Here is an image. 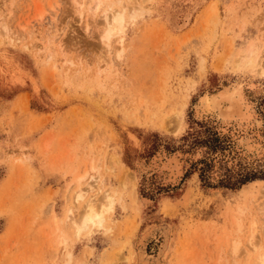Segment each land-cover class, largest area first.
Segmentation results:
<instances>
[{
  "label": "rangeland",
  "instance_id": "rangeland-1",
  "mask_svg": "<svg viewBox=\"0 0 264 264\" xmlns=\"http://www.w3.org/2000/svg\"><path fill=\"white\" fill-rule=\"evenodd\" d=\"M101 1L0 0V264H254L264 156L196 106L239 85L264 144V0Z\"/></svg>",
  "mask_w": 264,
  "mask_h": 264
},
{
  "label": "bare ground",
  "instance_id": "bare-ground-1",
  "mask_svg": "<svg viewBox=\"0 0 264 264\" xmlns=\"http://www.w3.org/2000/svg\"><path fill=\"white\" fill-rule=\"evenodd\" d=\"M101 2H102L101 0H95V4L94 6H92L91 10L96 11V12L100 11L103 6ZM79 5L81 6L80 3ZM212 6H214V4ZM213 10H215V8H213ZM213 12L215 13V11ZM214 13H213V16H214ZM109 14H110V11L106 9V12L103 17L108 27L110 26ZM117 15H116L117 17H114L115 24L113 23V21H111L114 24V25L112 24L111 26L112 27L115 26V27L113 29H110L111 27L108 28L106 32L107 33L106 37H110L112 36V34L114 35V33L116 32L118 33L122 31L124 32L123 17H119V14ZM251 52L252 51L250 50L247 54L243 55L242 58L240 59L237 58L236 60L237 65L242 61L240 65L242 67H250V68L259 67L260 62H257L254 60L253 56H251ZM252 72H255V71H252ZM200 101L201 103H199V105L196 106L197 107L196 111H198V113L202 115H207V114L212 115L218 122L222 124V130L224 132H226L227 128L229 127H235V129L237 130L240 129L244 131V134H242L243 137H241L238 142L239 147L243 149L242 150L243 157H247L253 160L255 158H261L264 156V144H262L261 137H259V135L256 132L259 127V123L256 121V112L254 111L252 104L248 102L246 96L244 95L242 91V88L239 85H234L231 89L218 92L215 95L207 96ZM249 129L253 131L251 136H248L246 134L247 132H249ZM254 129H256V131H254ZM182 165H183V162H180L179 157L177 158L172 157L168 161H166L165 171L168 173L170 178L178 179V177L180 178L182 176V170H181ZM106 194L107 193H105V195ZM81 197H82V193L81 194L79 193L78 199H80ZM103 199L104 201L102 200V203L99 205L100 207H98L99 210H97L98 208L97 209L95 208V205L93 204L92 201H89V203H87V205L84 208V212L82 213V217H81L82 220L80 219L82 221V225L80 227H77L78 231L80 228L86 230V229H91L92 227H95V226H99L98 228L102 226L105 220V216H104L105 213L112 212L113 211L112 208L114 205V200L111 198L109 194L104 196ZM260 210L264 211V208ZM75 224L78 225L77 223ZM263 225L264 224H262L261 227ZM257 228H255V226L252 227V232H251L252 234L248 235L250 236L248 243L250 244V247L252 248L253 251H256L258 247L259 249H261L260 253H258V255L256 256L254 264H264V244L257 245L258 243L255 244L254 242V240L256 239L255 238L256 233L258 232ZM263 228H262V231H264ZM255 229H256V232H255ZM239 250H240V244L239 243L234 244L233 242L232 253L234 257L238 255Z\"/></svg>",
  "mask_w": 264,
  "mask_h": 264
},
{
  "label": "trees",
  "instance_id": "trees-1",
  "mask_svg": "<svg viewBox=\"0 0 264 264\" xmlns=\"http://www.w3.org/2000/svg\"><path fill=\"white\" fill-rule=\"evenodd\" d=\"M211 141H214V142H217V137H215V134H212V138H211ZM205 144V143H204ZM125 163H127L125 161ZM202 179V178H201ZM247 180H244L243 182L240 183L239 186H241L242 184H244ZM236 189V188H235Z\"/></svg>",
  "mask_w": 264,
  "mask_h": 264
}]
</instances>
